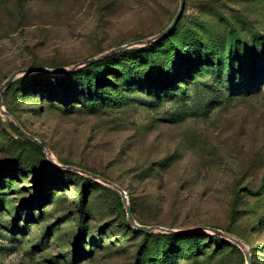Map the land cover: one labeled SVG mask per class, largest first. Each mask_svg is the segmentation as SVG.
Wrapping results in <instances>:
<instances>
[{
    "label": "rangeland",
    "instance_id": "obj_1",
    "mask_svg": "<svg viewBox=\"0 0 264 264\" xmlns=\"http://www.w3.org/2000/svg\"><path fill=\"white\" fill-rule=\"evenodd\" d=\"M178 6L0 0V264H264V0H185L134 51ZM186 41L203 58L175 87L121 77ZM126 43L85 77L34 71ZM59 165L119 186L138 224L242 246L138 230L112 185Z\"/></svg>",
    "mask_w": 264,
    "mask_h": 264
},
{
    "label": "trees",
    "instance_id": "obj_2",
    "mask_svg": "<svg viewBox=\"0 0 264 264\" xmlns=\"http://www.w3.org/2000/svg\"><path fill=\"white\" fill-rule=\"evenodd\" d=\"M180 19H181V17H180ZM180 19H179V21H180ZM179 21H178V23H179ZM175 28L173 29V31L175 30ZM173 31H171L163 39H161V40H159V41H157L151 45H148L145 48H141L139 50H134V51H136L137 53H140V52L146 51V49H149L150 47L156 46L158 44L161 45L162 42L164 40H166ZM179 47H180L179 45L171 47V50L165 51L164 54L160 53V51L148 53L147 57L144 58L142 60V62L135 64L136 66L144 67L142 70H139V67H138V71L135 73V72H132L133 69H131L129 67L128 71L123 73L121 75V77L125 78L127 80V82H128V80H130L132 82V81H135V78L137 77V75H140L146 81L153 82L156 86L162 85V86H164L163 88L175 87L176 83H174V81L177 79H181V78L184 81V78L186 77V74L188 73V71L190 69H194V67H195V70L200 69L199 62H201V58H203L202 53H198V51H196L198 49H195L194 45L192 43L190 44L186 41V45L183 46V48H182L183 50H180ZM170 51H172V52L170 53ZM210 51H211V49H210ZM123 52H125V51L118 52V53L114 54L113 56L110 55L111 57H107V58L103 59L102 61L107 62L108 60L114 59V58L122 55ZM96 64L97 63L94 62L92 64L85 66L84 69L82 70L83 72L80 73V75H84V77H85L86 73L88 71H91L92 68L95 67ZM201 66H202V64H201ZM182 72L184 74H182ZM132 73H135V77H133V78L130 77ZM72 74H74V76L77 75V73H74V72L73 73L71 72L68 75H72ZM39 75H44V74H39ZM183 75H185V77H183ZM66 76H67V74L64 76H61L60 78L66 77ZM80 81L83 82L82 84L84 86H86V85L90 86V84H91L89 81H85L84 79H81V78H80ZM131 211H132V209H131ZM190 235H192V233L185 234L182 236H190ZM174 236L177 237L179 235H174Z\"/></svg>",
    "mask_w": 264,
    "mask_h": 264
},
{
    "label": "water",
    "instance_id": "obj_3",
    "mask_svg": "<svg viewBox=\"0 0 264 264\" xmlns=\"http://www.w3.org/2000/svg\"><path fill=\"white\" fill-rule=\"evenodd\" d=\"M184 7H185V0H179V6L178 9L174 15V17L172 18V20L170 21V23L160 32H158L157 34L153 35L152 37L144 40V41H139L137 44H142V45H151L161 39H163L165 36H167L171 31H173V29L176 27L183 11H184ZM135 43H126L124 45H121L119 47H115L113 49H110L108 51H106L103 54H100L98 56L86 59L80 63H77L76 65H74L73 67L69 68V69H61V68H50V69H43V68H38L35 69L34 71L37 72H45L48 73L49 75H54L57 73H68V72H72L74 70H76L77 68L92 64L94 62H97L101 59H103L104 57L116 54L118 52L124 51L125 49L131 47L132 45H134ZM15 74L10 75L5 83L0 87V91H2L7 85H9L10 82H12V80L14 79ZM0 110L1 112L5 113V111L1 108L0 106ZM38 147L42 148L45 150V147L43 146L42 142H40L38 139H36L35 137L26 134ZM61 168L63 169H67V170H72V171H76V172H80V173H85L86 175L90 176L91 178L97 179L100 182L104 183V184H108V185H112L116 190L119 191L122 202L124 204L125 207V213H126V217L128 222L130 223L131 226H133L134 228L141 230L145 233H150V232H154L159 231V232H165V233H169V234H174V235H185V234H189V233H194V232H211L214 233L215 235L221 236V237H225L231 241H233L234 243H236L239 246H242V243L240 241H238L237 239H234L233 237L222 233L221 231L214 229V228H210V227H206V226H194L191 227L189 229L186 230H175V229H170V228H165V227H151V226H146V225H141L138 224L134 221V217H133V213L129 207L128 204V200L127 197L124 193L123 190H121V188L117 185H113L111 184L108 180L94 174L88 171H84L82 169H78V168H73L70 166H66V165H59ZM245 259L246 261L249 263V255L248 253H245Z\"/></svg>",
    "mask_w": 264,
    "mask_h": 264
},
{
    "label": "bare ground",
    "instance_id": "obj_4",
    "mask_svg": "<svg viewBox=\"0 0 264 264\" xmlns=\"http://www.w3.org/2000/svg\"><path fill=\"white\" fill-rule=\"evenodd\" d=\"M48 158H50L51 161L54 162V160H53L52 156H50V154H48ZM54 163H55V162H54Z\"/></svg>",
    "mask_w": 264,
    "mask_h": 264
}]
</instances>
